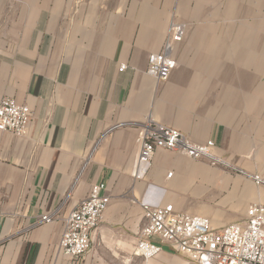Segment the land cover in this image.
Wrapping results in <instances>:
<instances>
[{
    "label": "crops",
    "instance_id": "obj_1",
    "mask_svg": "<svg viewBox=\"0 0 264 264\" xmlns=\"http://www.w3.org/2000/svg\"><path fill=\"white\" fill-rule=\"evenodd\" d=\"M239 18L264 19V0H0V102L31 111L24 136L0 132V264H198L158 239L157 257L136 254L150 185L161 206L207 217L215 231L264 205L250 178L264 180V44L261 67L252 52L264 24L206 26ZM181 21L193 26L159 82L149 57ZM149 120L213 141L226 165L158 150L134 180ZM100 184L109 207L90 252L72 260L60 249L65 221ZM214 190L229 195L217 210L235 215L205 211L200 200Z\"/></svg>",
    "mask_w": 264,
    "mask_h": 264
},
{
    "label": "built area",
    "instance_id": "obj_2",
    "mask_svg": "<svg viewBox=\"0 0 264 264\" xmlns=\"http://www.w3.org/2000/svg\"><path fill=\"white\" fill-rule=\"evenodd\" d=\"M187 33V26L173 22L162 52L149 57L148 74L159 82H166L177 67L174 50ZM125 66L120 68L123 72ZM31 122L28 106L12 98L0 102V132L15 137L26 134ZM140 150L133 167V178H146L155 153L166 150L180 153L191 160L204 159L212 166L226 165L214 154L215 144L208 141L196 144L180 131L149 120L142 126ZM172 177V174L169 175ZM254 184L264 187L260 176H250ZM161 191L149 186L142 201L143 226L138 233L136 254L145 259L157 257L162 249L153 241L167 243L173 250L198 264H264V205L251 206L243 222L215 231L207 217L177 213L173 206H161L157 196ZM110 204L106 185L95 186L90 197L79 204L65 221L60 249L72 260L80 261L91 250L93 233L104 220ZM54 222L53 216H43L41 223Z\"/></svg>",
    "mask_w": 264,
    "mask_h": 264
},
{
    "label": "rangeland",
    "instance_id": "obj_3",
    "mask_svg": "<svg viewBox=\"0 0 264 264\" xmlns=\"http://www.w3.org/2000/svg\"><path fill=\"white\" fill-rule=\"evenodd\" d=\"M228 5L233 6L235 4H223V7H228ZM227 13H232L229 12V10H227ZM180 23H183L187 26V29H191V27L193 26L192 23H187L184 21H181ZM264 24V19H222V20H212V19H207L206 20V26H250V27H261ZM195 25V24H194ZM255 37H259V38H263L264 36H255ZM264 44V38L263 40H255L254 44H253V60H254V64L259 65V67H261V60H262V47ZM207 167H210L207 163H206ZM228 194H219L217 193L215 190L214 191H209L208 193H205L201 198V203H203V207H205V211L208 212H219V215L221 217H224L226 215H235L234 211L231 210H217L220 209L222 207V202L223 200H225L226 198H228ZM215 226H220V225H215Z\"/></svg>",
    "mask_w": 264,
    "mask_h": 264
}]
</instances>
